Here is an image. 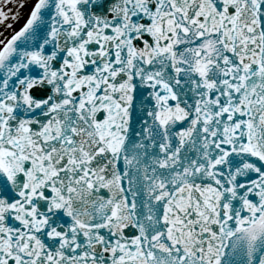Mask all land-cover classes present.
Returning <instances> with one entry per match:
<instances>
[{
    "label": "snow or ice",
    "instance_id": "6c2138e0",
    "mask_svg": "<svg viewBox=\"0 0 264 264\" xmlns=\"http://www.w3.org/2000/svg\"><path fill=\"white\" fill-rule=\"evenodd\" d=\"M0 264H264V0H0Z\"/></svg>",
    "mask_w": 264,
    "mask_h": 264
},
{
    "label": "rangeland",
    "instance_id": "374dc122",
    "mask_svg": "<svg viewBox=\"0 0 264 264\" xmlns=\"http://www.w3.org/2000/svg\"><path fill=\"white\" fill-rule=\"evenodd\" d=\"M29 6L30 5H26L25 8L23 10H21L22 11L21 18L17 23H15L13 25L14 28L18 29L21 26V24L23 23L24 19L26 18L27 14H28Z\"/></svg>",
    "mask_w": 264,
    "mask_h": 264
}]
</instances>
